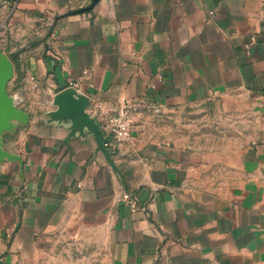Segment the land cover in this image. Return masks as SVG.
<instances>
[{
    "label": "crops",
    "instance_id": "obj_1",
    "mask_svg": "<svg viewBox=\"0 0 264 264\" xmlns=\"http://www.w3.org/2000/svg\"><path fill=\"white\" fill-rule=\"evenodd\" d=\"M94 1L0 0L16 111L0 127V264H43L65 237L96 239L107 264H264V0ZM70 88L167 111L244 102L256 128L199 151L136 114L112 164L54 116Z\"/></svg>",
    "mask_w": 264,
    "mask_h": 264
},
{
    "label": "rangeland",
    "instance_id": "obj_2",
    "mask_svg": "<svg viewBox=\"0 0 264 264\" xmlns=\"http://www.w3.org/2000/svg\"><path fill=\"white\" fill-rule=\"evenodd\" d=\"M9 17V9L0 2V51L8 52L12 45L8 34ZM138 117L144 133L199 151L237 148L256 128L255 117L244 102L224 99L191 108L164 110L159 114L141 112ZM94 240L58 238L43 264H107L105 245Z\"/></svg>",
    "mask_w": 264,
    "mask_h": 264
},
{
    "label": "water",
    "instance_id": "obj_3",
    "mask_svg": "<svg viewBox=\"0 0 264 264\" xmlns=\"http://www.w3.org/2000/svg\"><path fill=\"white\" fill-rule=\"evenodd\" d=\"M97 2L94 1L93 5ZM13 73V66L9 58L0 51V127L4 124L3 118L5 114L12 116L16 111L12 108L9 98L7 97L5 87L8 80L11 78ZM58 104V110L54 116L56 118H69L71 120L72 132H76L79 128H88L89 132L92 133L98 143L99 150H101L109 161L113 164V155L106 147L109 139L105 137L100 125L91 118L87 113V109L91 106V101L83 96L76 94L73 88L66 89L56 97ZM73 133V134H74ZM0 141V159L10 158L6 152L1 149Z\"/></svg>",
    "mask_w": 264,
    "mask_h": 264
},
{
    "label": "built area",
    "instance_id": "obj_4",
    "mask_svg": "<svg viewBox=\"0 0 264 264\" xmlns=\"http://www.w3.org/2000/svg\"><path fill=\"white\" fill-rule=\"evenodd\" d=\"M71 87H75L70 83ZM164 111L162 105L144 100L130 102L92 101L87 113L100 125L104 135L109 139L106 147L113 157L121 153L132 138L135 115L141 112L159 114ZM128 198V196H125Z\"/></svg>",
    "mask_w": 264,
    "mask_h": 264
}]
</instances>
